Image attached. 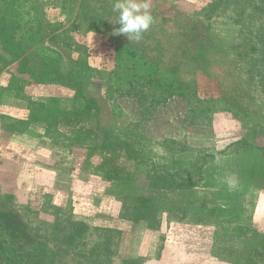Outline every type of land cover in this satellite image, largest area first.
I'll return each instance as SVG.
<instances>
[{"label":"rangeland","instance_id":"374dc122","mask_svg":"<svg viewBox=\"0 0 264 264\" xmlns=\"http://www.w3.org/2000/svg\"><path fill=\"white\" fill-rule=\"evenodd\" d=\"M7 1L0 0V14ZM35 3L45 19L63 21V29L85 45L89 68L76 77L98 102L82 120L91 130L86 135L48 127L30 104L58 95L68 108L71 92L32 83L0 41V200L26 224L30 241L42 244L53 264H250L252 248L264 244V230L254 220L264 213L254 204L258 186H264V85L249 80L246 69L257 53L240 46V27L219 14L206 20L205 0H150L155 22L149 32L160 39L166 57L160 68L150 65L158 53L148 49L144 78L171 80L165 62L177 54L181 37L206 48L205 64L183 60L180 74L221 109L209 126H184L180 102L144 118L135 99L106 95L113 74L127 67L118 68L114 49L115 35L127 38L113 34L119 27L114 0ZM161 18L169 22L160 24ZM142 39L129 41L147 46ZM45 45L59 51L66 72L68 49ZM26 54L41 63L32 48ZM181 140L191 145L190 153H174L171 142ZM108 143L113 147L107 149ZM124 143L133 146L122 148ZM252 263L264 260L254 256Z\"/></svg>","mask_w":264,"mask_h":264},{"label":"trees","instance_id":"16d2710c","mask_svg":"<svg viewBox=\"0 0 264 264\" xmlns=\"http://www.w3.org/2000/svg\"><path fill=\"white\" fill-rule=\"evenodd\" d=\"M8 1L5 4L8 10L0 14V41H2L10 57L14 61L19 60L21 65L19 71L28 73L32 83H41L52 88L54 86L58 89V93L62 94L71 92L69 93L70 97L65 99L70 104L68 108L61 105V100H64L63 97L51 95L48 96L47 101L32 102L30 104V107H32H29L30 110L32 109L31 113L35 117L43 114L41 116L44 123L48 124V127H54L55 130H58V127L61 126L73 131L79 137L86 135V132L91 130L81 125L82 120L84 116L97 107L98 100L87 93L86 84L76 77L77 71L89 68L85 45L78 43L63 29V21L55 20L51 22L45 19L35 0H21L19 3L18 0ZM205 1L204 9L207 11L203 16L206 17V20H210L211 15L219 14V17L223 16L231 24L240 27V37L245 39L240 46L245 51L250 50L257 53L256 57H252L251 67L246 69V72L250 74L251 79L249 80L250 82L254 80V84L264 85V0ZM12 13H16V17L12 20L7 19V16ZM22 21L25 22L22 23ZM161 21L160 24L169 22L166 18H161ZM22 26L24 27L23 31H21ZM193 28L194 26L188 31ZM182 29L184 28L181 27ZM105 30L106 28H104ZM149 31L150 28L143 34L142 39L148 40L149 44L147 46H141V43L129 41L125 37L114 36L116 59H120L118 68L123 66V63H126L127 67L113 74L115 75V83H113L114 86L106 88V95L110 99L116 97L135 99L140 105L143 115H145L144 118L157 112L160 108L167 107L174 102H180L184 106L182 116L184 126H209L213 113L220 110L221 107L208 104L207 100L201 98L197 93L194 82L183 79L180 74V66L183 60L188 59L200 65L205 64V45L199 43L193 46L186 41L188 35L184 39L181 37V41H177L176 45L177 54H174L173 57L168 56L165 62L168 72L172 74L171 80L168 83H156L153 79L144 78L142 73L147 58L145 53L148 49L149 52L151 50L157 51L156 58L149 60L150 65L157 66V68L164 64L166 55L161 46L158 48L157 44L160 39ZM18 32L20 38L16 36ZM20 32H27L28 37L21 39L23 34ZM162 37L161 35L160 38ZM153 39L154 42L152 43ZM46 43H57L68 49L67 56L70 62L67 63L66 72L61 70L59 51L49 48L45 45ZM150 43L154 47H151ZM28 48L35 50L36 56L40 59V64L28 57L26 54ZM49 52L51 56H47L48 58L43 56L49 55ZM246 56L244 55V57ZM40 65L43 67L41 71L39 69ZM152 70L153 66L150 72ZM171 143L175 144V147L172 148L174 153L181 154L192 151L191 145L185 140H181L179 143L172 141ZM132 146L131 143L121 145L122 148ZM105 147L110 149L113 144L108 143ZM198 157L199 155L194 158L198 160ZM201 160H203V157ZM204 160L201 161L202 164L207 163ZM121 163L118 161V164ZM187 163L191 162L187 161ZM0 202L4 205L0 207V264H53V259L47 256L49 252L42 244L32 239L30 241L26 224L11 209H7L9 204L4 200H0ZM68 238L70 236L65 239L66 243H68ZM252 249L254 250L248 259L250 264H253L254 256L264 260V244Z\"/></svg>","mask_w":264,"mask_h":264},{"label":"clouds","instance_id":"9594fccd","mask_svg":"<svg viewBox=\"0 0 264 264\" xmlns=\"http://www.w3.org/2000/svg\"><path fill=\"white\" fill-rule=\"evenodd\" d=\"M113 11L119 24L113 34H123L128 40L139 42L155 22L150 0H114Z\"/></svg>","mask_w":264,"mask_h":264},{"label":"crops","instance_id":"0c3cea01","mask_svg":"<svg viewBox=\"0 0 264 264\" xmlns=\"http://www.w3.org/2000/svg\"><path fill=\"white\" fill-rule=\"evenodd\" d=\"M263 145H264V143H263ZM257 147V146H256ZM258 149V150H257ZM257 149H255V150H257V152L258 151H260L259 149H262V147H260V146H258L257 147ZM263 150H264V147H263ZM252 165L253 164H248V172H250L252 175H253V177H254V172L255 171H253V169H252ZM263 166H264V163L262 164ZM261 170L262 171H264V168L263 167H261ZM236 173V172H235ZM236 175V174H235ZM252 175H250L249 177H252ZM263 177V176H262ZM242 179H244L245 180V178H243V177H241ZM251 178H249L248 180H250ZM263 179H264V177H263ZM244 180H241V181H243L244 182ZM251 183H254V181H253V179H252V181H251ZM243 184V183H242ZM257 184H260V182L258 181L257 182ZM263 185H264V183H263ZM259 188H257V190L259 191V193H258V198H259V201L258 202H255L254 201V204H255V206H256V208H255V211L256 210H259V209H262V210H264V186H258ZM254 220H255V224H256V227L257 228H259V229H262V230H264V213L262 214V215H260V216H255L254 217Z\"/></svg>","mask_w":264,"mask_h":264}]
</instances>
